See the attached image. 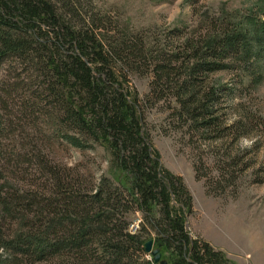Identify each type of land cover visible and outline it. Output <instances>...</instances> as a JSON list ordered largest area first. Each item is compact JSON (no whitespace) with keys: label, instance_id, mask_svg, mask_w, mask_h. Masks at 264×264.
<instances>
[{"label":"trees","instance_id":"obj_1","mask_svg":"<svg viewBox=\"0 0 264 264\" xmlns=\"http://www.w3.org/2000/svg\"><path fill=\"white\" fill-rule=\"evenodd\" d=\"M263 69L264 11L161 33L123 26L97 0H0V264H156L150 239L168 264H230L190 235L192 196L162 165L144 110L172 99L180 128L222 146L206 187L224 192L254 151L228 149L264 136V118L234 103ZM132 74L153 75L146 100ZM56 143L105 147L109 175L68 166ZM134 213L142 220L131 233Z\"/></svg>","mask_w":264,"mask_h":264},{"label":"rangeland","instance_id":"obj_2","mask_svg":"<svg viewBox=\"0 0 264 264\" xmlns=\"http://www.w3.org/2000/svg\"><path fill=\"white\" fill-rule=\"evenodd\" d=\"M97 4L123 26L135 30L157 29L161 33L174 27H193L202 17L227 15L238 21L247 18L248 14L259 16L264 11V0H97ZM152 78V74L130 76V85L142 101L151 92ZM225 79L232 81L229 77ZM244 81L246 86L247 78ZM246 87L240 96L234 98V103L242 101L264 118V69L263 79L252 88ZM176 107L172 99H163L151 106L147 104L144 119L162 165L182 177L192 196L193 214L187 219L190 235L222 251L230 264H264V136L257 138L255 146L250 139H241L231 149L227 148L229 153L254 150L252 160L248 158L252 166L224 192L220 193L211 185L208 192L206 182L218 175L217 161L224 153L222 146L196 141V137L193 140L187 128H180L178 120L172 117ZM39 146L43 152H49L48 147ZM53 146L60 155L58 158L68 166L80 162L96 177L102 173L109 175L111 155L105 147L99 145L80 153L70 147L62 149L57 143ZM47 155V160L55 159L52 154ZM195 166L202 175L200 179L196 177ZM130 220L137 227L129 230L136 233L141 214H132Z\"/></svg>","mask_w":264,"mask_h":264},{"label":"water","instance_id":"obj_3","mask_svg":"<svg viewBox=\"0 0 264 264\" xmlns=\"http://www.w3.org/2000/svg\"><path fill=\"white\" fill-rule=\"evenodd\" d=\"M144 251L147 254H150L153 257V260L156 264H168L166 259L161 257V251L159 248L153 247V240L150 239L144 244Z\"/></svg>","mask_w":264,"mask_h":264},{"label":"built area","instance_id":"obj_4","mask_svg":"<svg viewBox=\"0 0 264 264\" xmlns=\"http://www.w3.org/2000/svg\"><path fill=\"white\" fill-rule=\"evenodd\" d=\"M130 227L131 228H136L137 227V224H133V225L131 224Z\"/></svg>","mask_w":264,"mask_h":264}]
</instances>
